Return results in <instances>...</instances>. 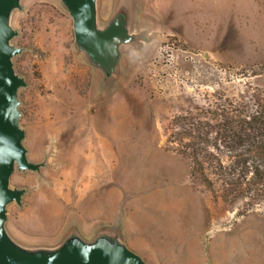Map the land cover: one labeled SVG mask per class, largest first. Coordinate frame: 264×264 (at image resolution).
I'll use <instances>...</instances> for the list:
<instances>
[{
    "label": "rangeland",
    "instance_id": "1",
    "mask_svg": "<svg viewBox=\"0 0 264 264\" xmlns=\"http://www.w3.org/2000/svg\"><path fill=\"white\" fill-rule=\"evenodd\" d=\"M112 3L100 0L103 20ZM22 5L11 18L22 48L13 65L27 83L19 125L27 159L44 165L11 174L26 192L7 206L9 232L54 245L73 226L86 238L119 226L148 264H264V195L213 200L167 148L177 134L166 141L188 127L185 116L212 125L218 104L264 95V0H136L143 40L105 86L76 52L58 0Z\"/></svg>",
    "mask_w": 264,
    "mask_h": 264
},
{
    "label": "water",
    "instance_id": "2",
    "mask_svg": "<svg viewBox=\"0 0 264 264\" xmlns=\"http://www.w3.org/2000/svg\"><path fill=\"white\" fill-rule=\"evenodd\" d=\"M72 21L73 44L92 68L101 86L117 75L123 52L137 46L143 34L136 31V0H113L108 17L100 14V0H58ZM23 0H0V264H148L122 239L119 226H103L90 238L71 227L54 245L26 244L7 229V206L20 204L25 188L11 187L14 169L38 171L44 162H32L23 146L19 125L18 90L26 86L14 69L13 58L22 51L12 43L18 30L11 24Z\"/></svg>",
    "mask_w": 264,
    "mask_h": 264
},
{
    "label": "trees",
    "instance_id": "3",
    "mask_svg": "<svg viewBox=\"0 0 264 264\" xmlns=\"http://www.w3.org/2000/svg\"><path fill=\"white\" fill-rule=\"evenodd\" d=\"M215 116L212 125L194 122L191 116H185L184 120H188L185 126L188 127L180 132L181 136L173 132L166 138L169 141L168 138H174L176 133L179 144L167 148L189 160L190 175L209 189L213 200L220 197L232 204L250 191L264 195V95L256 97L251 106L224 101L216 106ZM184 139L187 141L182 143ZM209 145L216 147L219 155L213 154ZM210 173L220 180L219 195Z\"/></svg>",
    "mask_w": 264,
    "mask_h": 264
},
{
    "label": "bare ground",
    "instance_id": "4",
    "mask_svg": "<svg viewBox=\"0 0 264 264\" xmlns=\"http://www.w3.org/2000/svg\"><path fill=\"white\" fill-rule=\"evenodd\" d=\"M56 133V132H55ZM67 177V176H66Z\"/></svg>",
    "mask_w": 264,
    "mask_h": 264
}]
</instances>
